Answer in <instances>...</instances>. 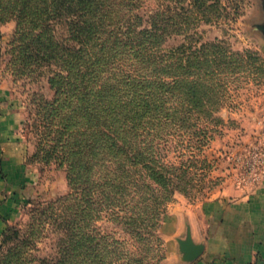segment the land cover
Wrapping results in <instances>:
<instances>
[{
  "label": "trees",
  "instance_id": "1",
  "mask_svg": "<svg viewBox=\"0 0 264 264\" xmlns=\"http://www.w3.org/2000/svg\"><path fill=\"white\" fill-rule=\"evenodd\" d=\"M4 3L17 70L47 72L53 89L31 97L34 154L64 168L68 190L39 202L24 228L2 230L0 264H151L167 203L210 167L201 153L223 101L217 74L251 53L201 35L234 19L239 0ZM105 215L139 257L99 230ZM48 230L55 252L33 254Z\"/></svg>",
  "mask_w": 264,
  "mask_h": 264
},
{
  "label": "rangeland",
  "instance_id": "2",
  "mask_svg": "<svg viewBox=\"0 0 264 264\" xmlns=\"http://www.w3.org/2000/svg\"><path fill=\"white\" fill-rule=\"evenodd\" d=\"M4 4L0 0V5ZM239 5L234 19L202 27L204 39L217 36L226 40L227 48L250 49L251 53L243 56V62L235 61L236 64L217 74L222 83L223 101L215 112L216 130L210 132L201 153L210 167L200 170L189 193L175 191L167 203L158 230L161 242L148 255L151 264H189L199 257L204 247L192 260H185L179 251L178 237L184 238L189 219L199 226L205 223L203 212L207 202L211 204L220 197L226 200L251 195L264 182V0H239ZM15 26L14 17L6 9H0V129L21 147L30 178L2 216L0 238L7 225L24 228L31 210L39 202L54 199L68 190L64 168L34 154L36 142L28 126L35 108L31 97L39 94L51 97L53 89L47 81V72L17 70L16 51L11 43ZM178 40L179 37L169 38L167 44ZM169 156L175 157L172 152ZM96 224L102 233L121 241L125 250L141 255L137 252L138 242L120 223L105 215ZM45 234L31 250L37 256L50 255L56 250L55 233L48 230ZM192 238L203 242L200 236L192 235ZM166 242H171L175 255Z\"/></svg>",
  "mask_w": 264,
  "mask_h": 264
},
{
  "label": "crops",
  "instance_id": "3",
  "mask_svg": "<svg viewBox=\"0 0 264 264\" xmlns=\"http://www.w3.org/2000/svg\"><path fill=\"white\" fill-rule=\"evenodd\" d=\"M2 132L0 129V230L13 197L30 178L21 147ZM203 213L205 223L199 226L189 219L192 235L202 237L204 243L202 254L189 264H264V182L251 195L207 202ZM169 244L174 254L176 250Z\"/></svg>",
  "mask_w": 264,
  "mask_h": 264
},
{
  "label": "water",
  "instance_id": "4",
  "mask_svg": "<svg viewBox=\"0 0 264 264\" xmlns=\"http://www.w3.org/2000/svg\"><path fill=\"white\" fill-rule=\"evenodd\" d=\"M186 234L183 239L178 237L179 251L185 260H192L197 257L203 250V242L199 243L193 240L189 223H186Z\"/></svg>",
  "mask_w": 264,
  "mask_h": 264
}]
</instances>
